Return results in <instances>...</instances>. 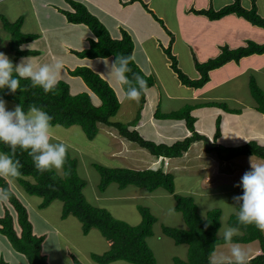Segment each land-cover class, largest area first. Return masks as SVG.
Segmentation results:
<instances>
[{
  "label": "trees",
  "instance_id": "16d2710c",
  "mask_svg": "<svg viewBox=\"0 0 264 264\" xmlns=\"http://www.w3.org/2000/svg\"><path fill=\"white\" fill-rule=\"evenodd\" d=\"M66 6L59 11L65 17L66 22L72 25H84L92 33L88 39L89 45L86 48L77 50L69 49L70 53L87 62L97 59L111 58L115 61L116 55L132 57L129 67L132 73L139 74L147 82V91L154 88L156 80L154 75L145 73L135 62L133 52L135 38L124 26H121L119 36L114 37L102 21L94 15L87 5L80 0H65ZM120 4L129 6L139 4L158 23L162 25L169 35V43H159L162 51L167 57L168 66L175 74L179 83L187 88L202 89L210 81V73L229 63L239 64L244 58L252 55H264V43H257L253 40H246L238 47H230L225 44L219 47L216 56L205 61H200L192 54L193 64L198 78L186 75L179 65L177 55L173 52L172 45L175 36L166 28L163 20L154 13L149 4L144 0H120ZM186 13L204 16L211 21L222 19L229 15H235L248 21L251 25L264 29V17L258 13L255 1L252 0V7L246 8L241 0L221 7L220 9H195L190 7ZM3 29L9 33V47L17 59L30 55L28 51L21 50L24 43L37 39L36 34H24L21 31L23 17L10 22L1 16ZM34 53V52H33ZM66 72L71 77L80 79L87 90L73 93L71 85L59 81L57 87L48 93L39 87H32L27 79H21V88L16 93L9 89H0V98L10 101L16 105H22L27 111L30 105H35L46 111L52 118L53 125H60L69 128L78 125L82 128L87 138L92 140L99 132V124L115 128L120 137L139 147L147 150L150 155L160 158H179L186 153L191 145L197 141H203L206 151L215 152L222 161H230L240 156H257L264 159V146L251 140L245 143L226 146L218 142L222 137V116L219 115L215 122V133L212 139L197 130L196 118L193 114L194 107L186 105L180 110L165 112L157 111L156 119L160 121H182L189 136L175 139L168 142H156L145 138L135 126L146 104L147 91L143 92L140 101L137 117L132 122H115L113 117L118 113L121 106L120 95L112 85L105 80L90 65H78L74 68L66 67ZM15 75V73H14ZM131 76V73L129 74ZM122 93L125 96V88L120 84ZM249 91L257 104L256 110L264 114V90L258 85L255 76L250 75ZM214 106L220 107L226 113H238L236 109L228 107L226 102H213ZM175 123V122H173ZM0 151H10L8 146L0 143ZM16 159L23 165L22 176L16 180L24 191L31 196L42 198L40 208H46L54 200L63 203L62 218L69 215L75 216L82 224L84 234L90 230H98L107 240L109 250L91 257L97 264H110L116 261H126L130 264H158L154 252L147 244V238L153 235V225L157 218L150 212L148 207L139 206L142 220L138 225L116 219L105 208L90 204L84 193L85 181L79 177L76 171V160L70 159L68 153L66 162L61 173L53 169L39 171L36 169L31 157L26 152L17 149ZM100 174L99 191L104 192L111 184H117L120 188L134 185L144 188L149 192L163 189L173 194L175 210L180 212L187 225L186 229L171 226H163L162 234L171 238L176 244L188 245L187 259L174 257V264H210V255L215 252L219 245L229 244L218 235L221 227V211L217 208L210 209L205 218L198 212V205L194 197L175 194L176 183L173 174L165 173L162 169L135 170L129 168H109L102 165H95ZM0 187H8L5 180L0 178ZM13 187V186H12ZM15 195L10 202L2 204L0 211V236L6 239L12 249L25 257L28 264H50L48 257L43 253V244L47 234L40 235L35 230L27 204L23 202L20 194L14 189ZM240 195L243 194L242 185H238ZM237 213L239 204L236 203ZM237 213L230 217L229 224L241 231L240 235L233 237V243H251L258 241L261 253L248 260V264H264V232L254 225H243L237 221ZM74 264H83L73 253L69 252ZM0 264H7L1 259Z\"/></svg>",
  "mask_w": 264,
  "mask_h": 264
},
{
  "label": "rangeland",
  "instance_id": "374dc122",
  "mask_svg": "<svg viewBox=\"0 0 264 264\" xmlns=\"http://www.w3.org/2000/svg\"><path fill=\"white\" fill-rule=\"evenodd\" d=\"M48 1L50 3L52 2V0H48ZM57 1L62 2L63 0H57ZM260 1L262 2L261 5L262 9L260 12L262 13L261 15L264 16V0H260ZM189 2L187 0L186 3ZM232 2H234V0H196V3L200 7H204V6L206 8L212 7L213 9H218V8L220 9V5H222L221 7H223ZM241 2L244 4L243 5L244 7H249V6L252 7V5H250L252 4L251 0H241ZM165 6L166 7L164 11V15H165L164 17H167L168 15L172 14L175 8L181 7L178 2H174L169 4L168 6L167 5ZM0 11H2L5 14L4 17L6 19L11 18L16 20L20 16L18 15L16 18L13 17L15 11H14V7L11 4H7L4 7L0 8ZM188 19H189L187 21L188 25L186 27L187 29H183V35H186V37L185 36L184 37L185 39H187V41L190 39L188 38V36L192 37L190 40H193V38L196 37V33H197V25L195 24L196 17L195 16L192 18L188 17ZM201 19L205 20L204 18ZM242 19H239L241 21H238L236 19L239 24L238 30H242L243 28L245 29L250 25L248 24V21L245 22L246 20L244 19L245 21H243ZM169 20H171L172 22L176 20V18H174V13L172 14V17L169 18ZM1 21L2 20L0 19V44L4 46L3 44L4 35H3V30L1 28V24H2ZM56 21L58 22V20L54 19V17H47L44 20L40 19L41 26L47 24L51 26V29L49 32L44 34L39 41H35L37 47L40 48L39 49L40 52L37 55L38 57L37 56L35 57L34 63H36L37 65L54 64L55 61L59 59L62 60L63 61L62 70L58 77L59 81H64L69 85H71V89L73 93H78L82 90H87L84 83L80 79L76 77H71L66 72V67H71V65H74L72 67L74 68L78 66L77 65L78 62L83 59L78 58L72 53H66L67 51L66 50L64 51V48L61 46V43L66 42L67 44L69 43V46L72 49L85 48L87 45L86 39L88 38L89 35L88 31H86L87 27L86 26L77 27L79 28L78 30L82 31V33L86 31L87 35H84V37L87 38L85 39L83 37L85 39V42H83L82 39L79 38V35L77 33L72 34L65 31L63 32L62 29L58 27L59 23H57ZM102 22L106 26H108L110 32L113 31V29L115 28L114 22H107L105 19H103ZM216 25H220V26H216ZM224 25L226 24L217 23L213 27L210 26L211 34H214L215 32L218 31L216 28L223 27ZM255 28H257V26L254 28H252V26H249L248 32H250L253 36H256L260 39L262 38L264 39V29L261 27H260L261 29L259 28L255 29ZM229 34L235 35V34H239V32H236V29L232 28ZM239 35H244V34L240 33ZM239 35H236L237 37L232 39L233 43H238V41L243 40L240 39ZM202 37L204 38L205 36ZM211 44L213 43H209L208 45L210 46L209 48H207L208 46L205 48L203 47L199 48V47H193L192 45L191 47L189 46V44L184 45L183 43H178L176 45L175 51L179 52L178 53L179 65L184 70L183 72L186 75H188L194 67L193 58H192L193 53H195V55L199 57L200 61H205L203 58L206 57L207 55H212V56L217 55L218 53L217 51L219 50V47L218 48L214 47L211 50V52H209V50L212 48ZM152 55H153L154 63L157 65L155 66L156 68L155 73L158 75L162 84L167 89L168 94H164L162 91H158L157 87L147 91L146 104L144 106V109L141 111V115L137 121L138 124L137 126H135V128L137 129L140 128V131L143 133V135L148 138L152 137L146 134L148 132V129L152 128L151 126L152 124H154L159 128H169V126H171L170 124L166 123L167 121H160L156 119L155 115L158 110L159 111L169 110L167 112H171V111L180 110V108L182 107L184 108L186 105L194 106L196 105V103H200L191 97L193 94L191 90L186 89L179 84L175 74L170 70V68H168V66H165L163 56L162 55L160 56L156 52H154V54ZM28 57H30V55H28ZM22 58H27V56H22L21 59ZM135 58L137 64L144 71H148L149 63L145 62L144 56L141 55L140 57H138V54H135ZM260 59L263 60L262 57L256 55L250 57L248 61L260 60ZM17 60L16 61L14 60V62L12 61L14 65H16ZM105 60H107V64L104 62ZM93 62H95L94 70L112 85V87L116 90L117 94L120 95L121 98L120 109L116 114V116L112 118V120H114L115 122L134 121L135 116L137 117L138 114L137 112L139 109L140 99L139 101H133L127 99L125 96L122 97L123 94H121L122 93L121 87L115 80V77L109 74L110 72L109 66L113 63L111 58H103L99 60H94ZM258 76H259L258 85L264 90V68L260 70V74ZM230 88H231L230 86L225 87L224 92L227 93L228 91H230ZM248 88L249 87L246 84L244 88H240L238 91L239 96L243 97L242 98L243 105L241 108V112L239 111L238 113H234V114L224 113V116L222 118V124L224 125V127H226V128H222V130L223 129L227 130V134L223 133V137H226V141H227L224 142L223 144L226 146L236 145V143H233L235 142L236 139L239 138V140H241V136L245 134H250L251 131H254L249 129H255V130L258 129L259 131H261L262 129V128H239V121H245L248 119L250 120V122L256 120V123L254 124L255 126H262L263 125L262 123H264V115H259V113H256L252 108L244 106V105L250 106L249 99L251 102H253L252 99L250 98L251 96L249 97V99L248 97H246V95L248 94ZM159 93H161L160 96ZM151 95H155L153 99L149 98V96ZM168 95L172 96L173 98H168ZM187 97H189L188 101H186ZM225 102L230 108H236L237 106L234 102L227 100ZM16 106L17 105L15 103L6 101V108L8 110H14ZM195 114H196L195 118L197 117L199 119L197 121V127H201L198 128L199 131L202 133L206 131V137L212 139L216 130L215 126L212 123L213 115L203 116L202 112L199 111H196ZM150 115H152L153 118L148 120ZM259 117L262 123L259 120L257 121L256 118ZM173 122L177 123V121H173ZM259 141L260 143L264 144V138L262 139L260 138ZM52 142L65 144L67 146V153L70 159L76 160V171L79 177L82 178L86 183L83 193L90 204H92L93 206L105 208L113 217H115L116 219L123 220L129 223L130 225H138L142 220L141 213L138 210L139 206L148 207L150 209V212L157 218V221L153 225V235L147 238V244L154 252L158 264H174V257L187 259L188 245L176 244L171 238H168L162 234L163 226H171L181 229L187 228V225L184 222V218L182 214L175 210V200L173 194H170L167 191L165 192L163 189H158L153 193H149L147 190L138 188L134 185H130L125 188H120L117 184H111L109 187H107V189L104 192L99 191V183L101 178L99 172L95 169L96 164L109 168L118 167L120 165L130 169H138L136 167H149L147 169H151V168L153 169L154 167L161 166L162 165L161 162H159V164L156 165L154 164V166H149L152 164L151 160L146 159L147 161L144 160L138 161L137 165L133 164L135 162L133 153L127 151L123 155L124 150L123 151L120 150L122 149L121 147L124 148L131 145V146H135V148H138L141 151H144L148 155H150V153L147 150L138 147L135 143L128 142L126 139L120 137L114 128L106 126L104 124H99V132L96 135V137L92 140L87 138L82 128L78 125H74L69 128H65L60 125H55L52 134ZM116 148H117L116 151L117 155L119 156L123 155L121 158L122 163H120L119 159L114 156V152ZM192 150L193 148H190L188 152H191ZM135 156L137 158L143 159L142 155L137 154ZM244 158H248V159H244ZM230 161L231 162H224L219 159H216V162L212 163V166L217 169L216 171L213 170L212 173L213 180H211V182L208 184L207 187L206 185H200L199 182H194V180H192L190 177L184 180L185 176L181 175L182 171H178L175 176V182H176L175 194L188 195L194 197L195 202L198 205L199 215L202 218L206 217V214L210 209H215V208L219 209L221 211V226L223 225L224 227H231V225L229 224L230 217L233 214L237 213L236 201H234L233 199L236 195L235 196L231 195L232 193L227 194L230 192L236 194L235 193L236 190L227 191V189H225L229 184L226 182V179L232 180V178L234 177V179L237 182H240L243 174L246 171L251 170V162L264 163L263 160L258 159L256 157H239L232 159ZM163 168L164 170H171V169L175 170L174 167H172V165L170 167L169 165L168 166L163 165ZM144 169L146 168H143V170ZM53 170L56 173L62 172V170H56L54 168ZM218 182L221 183L222 187H217L209 190L210 188L215 187V184H218ZM13 187L20 194V197L23 199V202L27 204V207L30 211L31 219L34 222L36 230H39V232L41 233L48 232V228L43 229L46 226V223L43 220L45 216L47 217V219H51V221L56 224L58 230H60V232L62 233V235L59 236L60 240H52L50 247L47 248L49 251L48 253H49L50 263L74 264L69 254V252H71L77 258H79L83 262V264H97L92 259L91 256L93 254L101 255L108 250L109 247L107 244L108 242L104 237H102L101 233L98 230L96 229L92 230L89 233V235L88 234L85 235L82 230V224L76 217L69 216L65 219L62 218V210H61L62 203L60 200H54L51 203V205L46 208L47 209L46 214L44 211V212H40L36 216L34 212L38 213V210L34 209L32 206H37L38 208L36 202H39V204H41L43 199L38 196L28 195L24 191V189L18 183H16V181L13 184ZM221 189L223 191H219ZM2 208L3 205L0 204L1 212H2ZM40 225L41 227H39ZM240 234L241 233L238 232V235ZM255 242L259 244L258 241ZM255 242L252 243L256 244ZM48 244L49 243L46 244V247L49 246ZM239 245L247 253L250 250L254 249L253 246H255V245L245 246L243 244H239ZM230 247L231 244L219 245L217 247V253L216 251L215 253L219 255L218 252H222L226 249H229ZM225 252L226 255L229 254L230 257V250H227ZM221 255H223V253H221ZM1 259H4L7 264H27V261L23 259L18 253L14 252L10 243L2 236H0V261ZM118 262L119 264H130L125 261H116L110 264H118Z\"/></svg>",
  "mask_w": 264,
  "mask_h": 264
},
{
  "label": "crops",
  "instance_id": "0c3cea01",
  "mask_svg": "<svg viewBox=\"0 0 264 264\" xmlns=\"http://www.w3.org/2000/svg\"><path fill=\"white\" fill-rule=\"evenodd\" d=\"M42 1H44V2H42ZM42 1H40V0H0V8L4 7L7 4H11L14 7V11H15L13 14V17L16 18L18 15H20L19 17H23V24L21 27V31L24 34H36V35H38L37 39L22 44L23 46H25L23 49L24 51H28L29 54L31 52L30 57L33 59V62H35V57L40 52V50H39L40 48L37 47V45L35 44V41H39L42 38V36L44 34H46L47 32H49L51 29V26H49L47 24H45L44 26H41L40 19L44 20L47 17H54V19L58 20V22L56 21L57 23H59L58 27L60 29H62L63 32L65 31V32L72 33V34L77 33L79 35V38H81L83 42H85V39L87 38V37H84V35H87L86 31H88L89 35H88V38L86 39V43H87L86 47H88V45H89L88 39L92 37V33L90 32V30L87 28V30L82 33V31L78 30L79 28H77V27L84 26V25H72V24L67 23L65 17L59 11L60 8H63L66 6L65 0H63L62 2L57 1V0H52L51 3L48 0H42ZM80 1H83L87 5L89 10L94 15L99 17L101 19V21L103 19H105L107 22H114L115 23V28L113 29V31H111V34L114 37L119 36V31H120L121 26H124L133 34L135 41H136L134 52H133V58H134L135 62H136L135 54H138V57L143 55L145 62L149 63V69H148V71H144L142 68L141 69L147 74L154 75L155 80H156V84H155L154 88L157 87L158 91H162L164 94H168L167 89L164 87L160 78L155 73V70H156L155 66H157V65L154 63V59H153V55H152V54H154V52L158 53L160 56L162 55L163 59H164L165 66H168L167 57L164 54V52L162 51V48L160 47L159 43L162 42L164 45H167L169 43L170 37L167 34V32L164 30L162 25L160 23H158L139 4L124 6V5L120 4V0H80ZM144 1H146L149 4V7L154 11V13L157 14V16L163 20V23L166 26V28L175 36V40H174V43L172 45V49H173V52L177 55V57H178L179 52L175 51V48H176V45L178 43H183L184 45L189 44V46L192 45L193 47H199V48L200 47L205 48L209 45V43H213V44H211L212 48L209 50V52H211V50L214 47L218 48V47L225 45V44L229 45L230 47H238V46L244 44L246 40H252V39H254L253 41L256 40L257 43H264L263 38L260 39L256 36H253L250 32H248L249 26H252V28L256 27V26L251 25L249 22H248V24H250V25L247 28H245V29L243 28L242 30H238L239 24H238L237 20L241 21L239 19H242V18L237 17L235 15H229V16H226L222 19L211 21L204 16L202 17V16L186 13V10L190 7H194L195 9H207L208 8V7L206 8L205 6L200 7L196 3V0H191V1L188 0V2L190 1L189 3H186L187 0H185V1H183V0H144ZM254 1H255L256 6H257L259 14L261 15L262 13L260 11L262 9L261 8L262 2L260 0H254ZM174 2H178L181 7L175 8L173 10L174 18H176V20L174 22H172L171 20H169V18L172 17L173 13L168 15L167 17H164L165 16L164 11H165V7H166L165 5L168 6L169 4L174 3ZM251 3H252V0H251ZM250 5H252V4H250ZM93 6H94V8H93ZM221 6L222 5H220V8H221ZM250 7L251 6L246 7V8H250ZM0 16H5V14L2 11H0ZM194 16L196 17V23L195 24L197 25L196 37H194L193 40H190L192 37L188 36V38H190V39L187 41V39H185L186 35H183V29H187L186 28L188 25L187 21L189 20L188 17L192 18ZM261 16L264 17L263 15H261ZM201 18H204L205 20H202ZM10 19L11 18H8V20L10 22H14L17 20V19L16 20H14V19L10 20ZM242 20L245 21L244 19H242ZM245 22H247V21H245ZM1 23H2V21H1ZM193 23H191V24H193ZM217 23H224L226 25H224L223 27L216 28L218 31L215 32L214 34H211L210 26L213 27ZM216 26H220V25H216ZM228 26H230V27H228ZM106 27L108 28V26H106ZM1 28L3 30V35H4V41H3L4 46L0 44V52H3L4 54H6L9 57V59L13 62H14V60L16 61L18 59L16 62V65H18L21 63L22 59H21V57H19L17 59L14 57V53L10 50V47H9V33L3 29L2 24H1ZM232 28H235L236 32H239V34L243 33L244 35H239V34L231 35V34H229L230 30ZM258 28L261 29L260 27H257L255 29H258ZM236 35H239L240 39H243V40L238 41V43H233L232 39L236 38L237 37ZM202 36H205V37L203 38ZM29 45H31V50H29V48L27 47ZM61 46L64 48V51L65 50L67 51L66 53H70L69 49H71V48L69 46V43L67 44L66 42H63V43H61ZM209 47L210 46H208L207 48H209ZM73 49H76V48H73ZM77 50H80V49H77ZM217 52H219V50ZM210 56H212V55H207L203 59L207 60V59L211 58ZM214 56H216V55H213L212 57H214ZM252 56H256V55H252ZM252 56H250V57H252ZM257 56L262 57L263 60L260 59V60L248 61V59L250 57H247V58L242 59L239 64L229 63V64L222 66L219 69L212 71L210 73L209 83L202 89H192V88H187V87L182 85L184 88L189 89L193 92L191 97L194 100H197V102H200V103H196V105L193 106L194 107L193 113L195 114L196 111H199V112H202L203 116L213 115L212 123L215 126L217 116L221 115L223 118L224 113H226V112H224L220 107L214 106L211 103H213V102H225L226 100L231 101L237 105L236 108H233V109H236L237 110L236 112H239V111L241 112V108L243 105V102H242L243 97L239 96V94H238L239 89L244 88L246 86V84L249 87V79H250L251 74L253 76H255L257 83H258L259 82V76L258 75L260 74V70L262 68H264V55H257ZM27 57H28V55H27ZM198 59H199V57H198ZM97 60H99V59H97ZM56 62H60L62 64L63 61L59 59V60L55 61L54 63H56ZM76 64H77V62H76ZM82 64L83 65L88 64L92 68H95V62H87L85 60H81L78 62L77 65H82ZM73 66L74 65H71L70 68H72ZM168 68H169V66H168ZM189 74L188 75L192 78H198L199 77V74L196 72L194 67L190 71ZM228 86L231 87L230 91L225 93L224 89H225V87H228ZM160 95H161V93H159V96ZM154 96L155 95H151V96H149V98L153 99ZM250 96H251V94H250V91L248 88V94L246 95V97H248V99H249ZM146 98H147V94H146ZM168 98H173V97L168 95ZM250 98L252 99L253 102H251L249 99V102H250L249 105L250 106H248V105H244V106L250 107L256 113H259L256 110L257 104H256L255 100L252 98V96ZM188 100H189V97L186 98V101H188ZM167 111H169V110H165V112H167ZM228 114H231V113H228ZM259 115H264V114L259 113ZM194 116H196V114ZM151 118H153L152 115H150L148 120H150ZM256 119H257V121L259 120L261 122L260 117L256 118ZM196 120L198 121L199 119L196 117ZM197 121H196V126H197ZM166 123L170 124L171 126H169V128H159V127L155 126L154 124H152L151 125L152 128H149L148 132L146 133L148 136H152L151 138L144 136L143 133L140 131V128L138 130L145 138L151 139V140L156 141V142H168V141L180 139V138H183V137L190 135V132L186 129V127L182 121L177 122V123H172V122L167 121ZM243 123H245V124H243ZM255 123H256V120H253L252 122H250L249 119L245 120V121H239V128H262V129H261V131H259L258 129H256V130L255 129H249V130H254V131H251L250 134H245V135L241 136V140H239V138H238L233 143H236V144L243 143V142H245L247 140H251V139L258 140V142H260L259 141L260 138L261 139L264 138V123L261 122L263 124L262 126H255L254 125ZM198 128H201V127H197V130H199ZM221 128H226V127H224V125L222 124ZM200 133H202V132H200ZM222 133L227 134V130L223 129ZM203 134L206 135V131H204ZM201 142H203V141H200V142L197 141V142L193 143L190 147V148H193V150L191 152L187 151L186 153H184V155L182 157L174 158V159L164 158V159L168 160L169 167L172 165V167H174V169H175V170L171 169V170H165V171L172 173L174 175V177L176 176L178 171H182L181 175L185 176L184 180L188 179V177H190L192 180H194V182H199L200 185H206V187H207L208 184L211 182V180H213V176H212L213 170L216 171V169H217V168H214L212 166V163L216 162V159H219V158L215 152L206 151V145L203 144L204 142L203 143H201ZM218 142H220V143L227 142L226 137H223V134H222V137L219 139ZM128 145H130V144H128ZM130 146H127L124 148L120 146L122 148L120 150H122V151L124 150L123 155L127 151L133 153V157L135 160V162L133 164L137 165L138 161H143V160L144 161L151 160L152 164L149 166H154V164L155 165L159 164L161 157L157 158V157H154L152 155H148L144 151H141L138 148H135V146H131V147ZM125 148H126V150H125ZM116 151H117V148L114 152V156L119 159L120 163H122L121 158L123 155H120V156L117 155ZM137 154L142 155L143 159L137 158L135 156ZM243 157H246V156H243ZM244 159H248V158H244ZM249 159H252V158H249ZM224 162H231V161H224ZM217 165H218V163H217ZM159 167L160 166L154 167L153 169L152 168L151 169L156 170ZM114 168H127V167H123V166L119 165L118 167H114ZM136 168H138V169H135V170H143V168L147 169L149 167H136ZM146 169H144V170H146ZM226 182L229 183L227 185V188H225V189H227V191L236 190L235 191L236 194H234L233 192H230L227 194L232 193L231 195H234V196L235 195L237 196L240 194L239 190H238V185L240 184V182H237L234 179V177L232 178V180L226 179ZM217 187H222L220 182H218V184H215V187H212L209 190H211L213 188H217ZM142 189H144V188H142ZM155 191H153V192H155ZM219 191H223V190L221 189ZM153 192H149V193H153ZM36 203L38 205V208H37V206H32V207L34 209L38 210V213L34 212L35 215L37 216L40 212H44V211L46 214L47 213L46 208L49 207L52 202L46 208H40L39 202H36ZM62 207H63V203H62ZM62 207H61V210H62ZM69 216H73V215H69ZM63 219H65V218H63ZM43 220L46 223V226L43 229L48 228V232H42L41 233V232H39V230H37V232L40 235H43L44 233L47 234V238L43 244L42 251L44 254L47 255L48 261L50 263V258H49V253H48L49 251L47 248L50 247L52 240H60L59 236L62 235V233L60 232V230H58V228L56 227V224L54 222H52L51 219H47V217L44 216ZM39 227H41V225ZM43 229H41V230H43ZM92 230H95V229H92ZM92 230H90L87 234L89 235V233ZM238 232L241 233L240 230H238ZM87 234H85V235H87ZM47 243H49L48 247H46ZM255 243L256 244H254L252 242L251 243H238V244H243L245 246L255 245V246H253L254 249H252L248 252V260L251 259L252 257H254L255 255L261 253L260 244H257V242H255ZM227 245H229V244H227ZM108 246H110V245L108 244ZM108 250H109V247H108ZM227 250H230V248L226 249L222 252H218V253H219V255H221V253H223V256L230 259L231 257H229V254L226 255L225 251H227ZM215 251L217 253V248ZM14 252H16V251H14ZM19 255L23 259H25V257L23 255H21V254H19ZM27 264H28V262H27ZM50 264H52V263H50ZM60 264H62V263H60Z\"/></svg>",
  "mask_w": 264,
  "mask_h": 264
},
{
  "label": "clouds",
  "instance_id": "9594fccd",
  "mask_svg": "<svg viewBox=\"0 0 264 264\" xmlns=\"http://www.w3.org/2000/svg\"><path fill=\"white\" fill-rule=\"evenodd\" d=\"M24 47L22 45L21 50ZM27 47L31 50V45ZM131 60L132 57L116 55L115 61L109 66V74L114 76L122 87L126 86L124 94L127 99L139 101L142 93L147 91V82L139 74L132 73L129 67ZM104 62L107 64V60ZM61 70L60 62L37 65L31 57L22 58L20 64L14 65L6 54L0 52V89L7 88L11 93H16L21 88L20 80L27 79L32 87H39L48 93L59 84L58 77ZM52 120L53 118L46 111L35 105H30L27 111L22 105H17L14 110H8L6 101L0 98V143L8 146L10 150L0 151V178L4 179L8 185V187H0V204L10 202L15 195L12 186L22 176L23 165L19 159H16L17 149L26 152L36 169L41 172L53 168L63 169L67 157V146L52 142L54 130ZM246 157H256L264 161L257 156ZM166 159L161 157L159 162L162 165L158 169L170 173L163 168V165L168 166ZM240 184L243 194L233 198L239 204L237 221L243 225H254L264 232V163L251 162V170L243 174ZM218 235L231 244V258L213 252L210 255V264H248V253L238 243H233V237L238 235V228L222 225Z\"/></svg>",
  "mask_w": 264,
  "mask_h": 264
}]
</instances>
